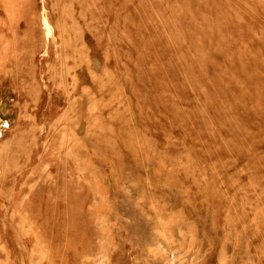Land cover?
<instances>
[{
  "label": "rangeland",
  "instance_id": "374dc122",
  "mask_svg": "<svg viewBox=\"0 0 264 264\" xmlns=\"http://www.w3.org/2000/svg\"><path fill=\"white\" fill-rule=\"evenodd\" d=\"M0 264H264V0H0Z\"/></svg>",
  "mask_w": 264,
  "mask_h": 264
},
{
  "label": "bare ground",
  "instance_id": "6f19581e",
  "mask_svg": "<svg viewBox=\"0 0 264 264\" xmlns=\"http://www.w3.org/2000/svg\"><path fill=\"white\" fill-rule=\"evenodd\" d=\"M79 54H80V53H79ZM77 58H78V56H77ZM78 60H79V58H78ZM91 75H93V74L91 73ZM94 75H95V74H94ZM70 107H71V106H70ZM72 121H73V120H72ZM66 150H67V149H66ZM61 200H62V199H61ZM29 230H30V229H29ZM31 230H32V229H31ZM31 230H30V231H31ZM1 252H2V251H1Z\"/></svg>",
  "mask_w": 264,
  "mask_h": 264
}]
</instances>
